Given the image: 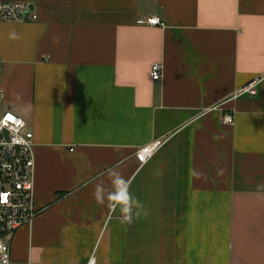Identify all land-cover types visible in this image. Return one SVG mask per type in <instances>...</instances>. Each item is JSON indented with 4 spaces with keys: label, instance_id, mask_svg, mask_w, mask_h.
Here are the masks:
<instances>
[{
    "label": "crops",
    "instance_id": "0c3cea01",
    "mask_svg": "<svg viewBox=\"0 0 264 264\" xmlns=\"http://www.w3.org/2000/svg\"><path fill=\"white\" fill-rule=\"evenodd\" d=\"M0 1L39 15L0 21L5 106L36 158L38 213L13 261L264 264V0ZM254 80L255 96L237 95ZM110 166L147 217L123 224L96 202L84 182Z\"/></svg>",
    "mask_w": 264,
    "mask_h": 264
},
{
    "label": "built area",
    "instance_id": "2783aa9c",
    "mask_svg": "<svg viewBox=\"0 0 264 264\" xmlns=\"http://www.w3.org/2000/svg\"><path fill=\"white\" fill-rule=\"evenodd\" d=\"M23 1H0V21L33 22L39 15ZM145 23L151 26H163L158 16H149ZM3 71L0 68V78ZM154 80L163 77V64L155 62L151 69ZM258 81L241 87L237 95L257 94ZM6 91L0 85V264H35L12 259V238L24 225L31 224L38 211L35 202L36 158L34 152V133L27 122L11 107L5 106ZM225 124H234L235 116L226 114ZM161 146L155 140L139 148L135 155L141 164L147 163ZM84 264H97L95 256Z\"/></svg>",
    "mask_w": 264,
    "mask_h": 264
},
{
    "label": "clouds",
    "instance_id": "9594fccd",
    "mask_svg": "<svg viewBox=\"0 0 264 264\" xmlns=\"http://www.w3.org/2000/svg\"><path fill=\"white\" fill-rule=\"evenodd\" d=\"M108 177L109 184L106 186L103 177ZM85 185L93 184V192L98 204H107V207L115 212H120V222L132 224L134 219L148 216L144 203L131 191V181L126 179L116 166H110L94 177H89Z\"/></svg>",
    "mask_w": 264,
    "mask_h": 264
},
{
    "label": "water",
    "instance_id": "95a60500",
    "mask_svg": "<svg viewBox=\"0 0 264 264\" xmlns=\"http://www.w3.org/2000/svg\"><path fill=\"white\" fill-rule=\"evenodd\" d=\"M30 7H31L33 10L35 9V6H34V5H32V4L30 5Z\"/></svg>",
    "mask_w": 264,
    "mask_h": 264
}]
</instances>
